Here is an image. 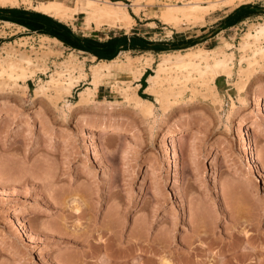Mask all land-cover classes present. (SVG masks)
Listing matches in <instances>:
<instances>
[{
    "label": "rangeland",
    "instance_id": "374dc122",
    "mask_svg": "<svg viewBox=\"0 0 264 264\" xmlns=\"http://www.w3.org/2000/svg\"><path fill=\"white\" fill-rule=\"evenodd\" d=\"M103 1L123 3L133 22L85 29L79 14L61 23L98 42L123 33L177 45L116 54L135 67L137 59L152 58L151 74L164 54L219 46L234 56L231 72L214 70L207 90L177 85L159 102L144 91L147 83L142 89L133 81L132 92L153 105L150 116L120 95L122 73L83 107L75 106L85 81L68 95L32 100L37 80L46 81L68 57L75 58L73 73L83 64L87 81L99 61L0 21V55L9 47L13 59L23 54L38 68L0 94V264H264V59L248 65L264 39L239 46L264 13L230 29L214 20L241 4L263 8L264 0H237L202 22L176 26L165 25L162 12L192 0H142L138 14L131 8L138 0Z\"/></svg>",
    "mask_w": 264,
    "mask_h": 264
},
{
    "label": "bare ground",
    "instance_id": "6f19581e",
    "mask_svg": "<svg viewBox=\"0 0 264 264\" xmlns=\"http://www.w3.org/2000/svg\"><path fill=\"white\" fill-rule=\"evenodd\" d=\"M30 1L31 0H0V7H17L18 5H24L29 10L45 14L62 23L80 14L84 19L85 29L89 28L93 23L96 25V28L101 25L109 27L119 25L120 27H124L130 25L132 21V18L126 10V6L121 2L112 3L103 0H74L72 4L68 5L65 2L53 0L47 3H40L39 6L33 7L30 6ZM234 1L237 0H192L189 4L182 6H167L166 11L164 13L162 12L161 18L165 25L170 26L193 22L198 23L204 21L206 16H209L211 13L213 14L215 11L231 6ZM141 2L142 0H138L132 4L131 8L134 13L138 14L139 9L142 7ZM4 24L14 25L9 22H4ZM73 27L72 25V28ZM18 28L20 27L18 26ZM262 39H264V20L262 23L254 25L250 31H247L242 42L239 43L240 50L248 49L257 42H261L260 40ZM52 41L59 43L56 39H52ZM227 46L229 45L227 44ZM224 47L225 46H219L218 51L207 48L194 51V48H190L186 51L162 55L158 63H156V67L152 69V74L146 77L147 87L144 91L153 96L156 99L155 101L159 102V99L165 97L168 93H173V87L177 85H180L181 89H185L187 87L186 84L190 83L192 86L202 85L206 90L207 88L209 89L210 85L207 83L206 77L210 74L212 76L214 70H219L223 73L231 72L230 66L233 65L234 56L233 54L225 52ZM13 53L11 48L3 47V55H0L1 95L5 94L8 91L7 89L10 90L13 87H17L19 81L25 83L26 80L35 76V68H37L35 62L30 59V57L28 58L23 54L13 59L12 56L15 54ZM257 57L259 60L264 59V46L253 51L252 58L249 61L247 60L248 65L255 64ZM126 59H128L126 61L127 64L121 61L120 63L118 58L111 61L100 60L98 64L90 66L88 71L90 80L87 81V74L82 63L79 64V68L77 67L78 70L76 73H73L72 70V72L70 71V66L72 63H75V58L70 56L59 64L46 81L42 79L37 80L35 88L32 91L31 99L43 100L50 97L49 95L51 94L55 95L56 98L57 96L68 95L71 89L80 81H85L87 86L80 91L79 101L75 106L83 107L92 101L97 87L104 84L106 79H109L116 73H122L126 75L127 80H121L123 87L121 88V92H119L121 93L120 95H122L124 101L130 105L133 110L143 115L150 116L153 106L152 103L141 98L136 92H132L131 83L135 81L136 88L139 87V78L142 77L141 74L143 70H147V68L150 67L153 59L150 57L142 60L137 59L136 62L138 65L136 67L134 64L130 63V60H132L131 57ZM241 72L242 71L239 73ZM212 77L211 79L213 80L214 77ZM241 77L240 75V79ZM212 80H210L209 83H211ZM166 85H168L167 88L165 87ZM23 89L27 90L28 86L24 84ZM177 140H179V138ZM253 155V163L257 164L258 162L256 161L255 155Z\"/></svg>",
    "mask_w": 264,
    "mask_h": 264
},
{
    "label": "trees",
    "instance_id": "16d2710c",
    "mask_svg": "<svg viewBox=\"0 0 264 264\" xmlns=\"http://www.w3.org/2000/svg\"><path fill=\"white\" fill-rule=\"evenodd\" d=\"M250 13H264V7L260 8L258 12H255L248 4H241L227 13L219 21V26L221 28L231 26ZM0 20L15 23L18 26L20 25L25 27L31 32L46 35L51 38H56L65 45H68L74 49L82 50L89 55L94 56L98 61H111L117 57L116 54L121 50L138 48L150 49L158 53L161 51L178 48L175 44L150 42L137 35H125L123 33L113 36L110 35L102 42L95 41L88 37L78 38L73 36L68 28L61 22H58L57 20L45 14L24 10L22 8L0 7ZM66 39H68L71 43H68ZM185 42L190 43L189 45L193 44L191 43V40ZM117 45H119L118 48H116ZM150 74L151 73L148 69L143 72L142 77H140L141 80L139 79V88L143 89L146 87V77ZM138 95L141 98L148 99L147 95L141 93L140 90L138 91Z\"/></svg>",
    "mask_w": 264,
    "mask_h": 264
},
{
    "label": "crops",
    "instance_id": "0c3cea01",
    "mask_svg": "<svg viewBox=\"0 0 264 264\" xmlns=\"http://www.w3.org/2000/svg\"><path fill=\"white\" fill-rule=\"evenodd\" d=\"M230 11V10H229ZM228 11V12H229ZM227 14V12H224L221 16H219V17H217V18H215L214 20H216V19H219V21L225 16ZM1 21H3V20H1ZM240 21H238L237 23H235V24H238ZM10 23V22H9ZM11 24H13L12 22H11ZM219 24V23H218ZM235 24H233V25H235ZM14 25H16L15 23H14ZM233 25H231V26H228V27H225L224 29H230V28H232L233 27ZM18 26V25H17ZM20 26V25H19ZM39 35H41V34H39ZM42 36H46V35H42ZM47 37H49V36H47ZM49 38H51V37H49ZM78 38H80V37H78ZM52 39H56V38H52ZM57 40V39H56ZM207 41H210V37H208L207 39H205L204 40V42H207ZM58 42L60 43V41L58 40ZM93 58H95V57H93ZM147 69H149V68H147ZM146 69H144L143 70V72L145 71ZM143 74V73H142ZM142 74H141V76H142ZM140 79V78H139ZM139 86H140V83H139Z\"/></svg>",
    "mask_w": 264,
    "mask_h": 264
},
{
    "label": "water",
    "instance_id": "95a60500",
    "mask_svg": "<svg viewBox=\"0 0 264 264\" xmlns=\"http://www.w3.org/2000/svg\"><path fill=\"white\" fill-rule=\"evenodd\" d=\"M252 9H253V10H256V11H259V10H260V8H256V7H252ZM73 36H74V35H73ZM118 47H119V45L116 46V48H118Z\"/></svg>",
    "mask_w": 264,
    "mask_h": 264
},
{
    "label": "built area",
    "instance_id": "2783aa9c",
    "mask_svg": "<svg viewBox=\"0 0 264 264\" xmlns=\"http://www.w3.org/2000/svg\"><path fill=\"white\" fill-rule=\"evenodd\" d=\"M1 21V20H0ZM19 27H21L22 28V31H24L26 28L25 27H22V26H19ZM26 30H28V29H26Z\"/></svg>",
    "mask_w": 264,
    "mask_h": 264
}]
</instances>
